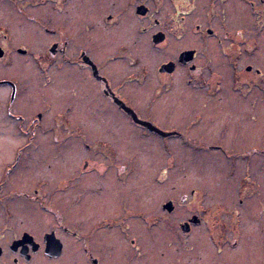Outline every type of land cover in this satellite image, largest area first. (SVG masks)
<instances>
[{"label":"flooded vegetation","instance_id":"1","mask_svg":"<svg viewBox=\"0 0 264 264\" xmlns=\"http://www.w3.org/2000/svg\"><path fill=\"white\" fill-rule=\"evenodd\" d=\"M0 64V264H264V0H0ZM151 139L211 177L192 205L120 191Z\"/></svg>","mask_w":264,"mask_h":264},{"label":"rangeland","instance_id":"2","mask_svg":"<svg viewBox=\"0 0 264 264\" xmlns=\"http://www.w3.org/2000/svg\"><path fill=\"white\" fill-rule=\"evenodd\" d=\"M192 20L194 18H191ZM29 62V61H28ZM25 65L22 64V60L14 59L13 64L11 65V69H14L16 66H20L21 70L17 73L22 78H29L32 75L38 73L37 69L33 65V63L29 62ZM2 65V64H0ZM144 63L141 61L139 62L137 69H139ZM124 68V65H122ZM150 73L154 74L152 69L150 70ZM41 79L38 80V86H35L34 88L39 89L40 88ZM47 89H51V87H47ZM181 91H177L176 94H180ZM168 98H172L171 96H167ZM27 104H31L37 108H39L33 101L27 100ZM53 112L49 113L52 114ZM8 123V122H7ZM9 124V123H8ZM82 124V123H81ZM85 130L87 131V137L88 139H92L94 136L98 135L99 130L92 129L86 126ZM0 131L2 134H0V137L2 136H9V139L7 142H10L9 145L12 146V149H9L8 151L10 153L14 152V148L16 145V141L13 140L14 137H19L21 135L18 127L16 125H13V122L11 124V127H6L5 125H0ZM9 133V134H8ZM42 137H49L51 136L49 133L43 132L41 135ZM73 137V136H72ZM74 148L70 150L71 156H68V158L74 159V161H67V165L65 164L62 159L55 158L54 164L50 166V168L54 169V174L58 171H61V169L65 168H79L81 166V161L79 159L83 156L86 157L84 153V149L80 148L82 146V140L79 138H76L74 136ZM152 142L149 144H139L135 145V152L140 154H145L143 156V160H140L139 162H136V168L138 171L131 175V177L126 181V184H122L120 187L121 192H128L130 196L138 197V200H145L152 201L157 205V202H161L163 199L168 198L169 196L175 199L181 198V196L185 197V202H189L191 205L193 204L194 198L191 195V191L195 189H201V186H206L205 184H208L212 182L211 177L204 176V180L201 178L200 175L197 173V164L196 161L193 159H190V153L191 150L188 148H183L179 143H174V145H170L172 148L173 156L171 160H167L164 155L162 148L159 141L157 139H151ZM157 143V144H156ZM159 144V145H158ZM29 149H32L29 147ZM28 149V150H29ZM33 151V150H31ZM37 152H45L49 153L52 152V146L46 145L45 143L39 145L37 147ZM67 149L65 148L64 151L66 152ZM34 152V151H33ZM65 154V153H64ZM66 155V154H65ZM41 156H36V162L40 160ZM42 159V158H41ZM124 161V160H123ZM35 164V163H34ZM49 163H45L42 168L46 169L49 168ZM36 166V164H35ZM66 177V175H65ZM62 176H59L58 179H61ZM55 182V181H54ZM208 182V183H205ZM233 182H227V179H224L222 181V184H232ZM18 187L15 189L23 190V187L30 188V178L29 177H21L19 182H17ZM20 186V187H19ZM204 190H206L205 187H203ZM134 199V198H133ZM121 210V209H120ZM17 211V210H16ZM175 224V222H173ZM161 226V225H160ZM159 226V227H160ZM158 227V228H159ZM251 231L254 229L252 225H250ZM170 231L166 226H164L163 230L161 231L163 239H166L168 236V233ZM113 233H117L114 231ZM107 234H110V230L107 229ZM123 240H121L122 242ZM123 248H125V242L123 241ZM151 245L154 247L153 249H158L159 245L155 243V241H152ZM151 249V248H149ZM226 262H222L221 264H224Z\"/></svg>","mask_w":264,"mask_h":264}]
</instances>
